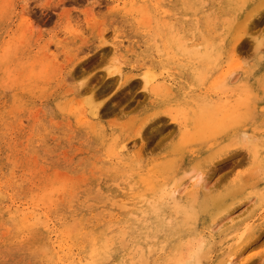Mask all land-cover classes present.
Masks as SVG:
<instances>
[{
  "label": "rangeland",
  "instance_id": "1",
  "mask_svg": "<svg viewBox=\"0 0 264 264\" xmlns=\"http://www.w3.org/2000/svg\"><path fill=\"white\" fill-rule=\"evenodd\" d=\"M181 1L0 0V264H46L55 258L56 241L68 240L66 235H78L86 264L85 256L92 241L102 233L108 240V249L99 264H139L141 257L147 259L141 264H184L206 240L210 253L205 264H216L235 246V240L245 229L255 236L264 231V176L253 179L257 183L246 191L249 198L233 207L245 208L244 203L250 199L242 215L246 218L238 223L237 230L218 233L213 230L209 234L208 223L201 220L192 236L166 242L159 226L153 236L149 217L140 222L134 215L131 199L140 191L138 175L161 161L167 147L181 133L180 125L171 122L167 111L172 109L173 114L182 117L187 109L183 104L159 102V96L150 93L151 86L163 82L160 74L163 63L170 69L173 90L193 96L214 92L212 79L200 86L189 82L185 85L188 72L160 52L159 39L165 23H176L178 31L187 32L205 24L203 17L195 20L190 16ZM218 1H207L204 12L207 18H217L218 14L212 10ZM228 15L225 10V16ZM100 30L105 41L98 37ZM257 34L264 39V24ZM118 38L123 40L124 48L134 51L130 56L132 63L134 57L141 59L139 63L144 62L140 68L130 70L125 61L116 63L126 75L117 81L116 76H104L103 67L113 62L107 57L82 77L70 76L79 63L98 56ZM247 42L246 37V49ZM254 60L252 56L248 60L249 70ZM263 63L264 60L255 76L263 73ZM144 68L155 72L149 85L151 90H141L138 82ZM93 76L99 78L97 90L109 83L118 88L117 98L112 99L115 111L94 121L92 130L78 122L76 105L73 104L76 111H71L72 104L67 98L70 90L79 87L80 79ZM243 76L234 81V88L242 83ZM112 96L103 106H110ZM141 97L143 102L132 111L131 105ZM260 105L262 111L256 124L264 130V101ZM148 116L152 117L148 122L155 129L149 133L148 143L159 132L171 128L173 132L164 137L154 152L139 159L135 150L116 155L122 140L130 142L137 138L133 136L136 132L133 120ZM205 147L201 146L195 157L193 153L187 155L182 169L189 168ZM245 152L243 148H235L230 154H235L234 158L243 157L241 169L247 170L249 159ZM260 156L264 157V152ZM119 203L121 207L117 208ZM7 208L20 213L27 225L40 222L44 229H28L29 226L22 229L16 219L3 213ZM261 243L245 250L239 262L249 258L247 263L261 259L259 264H264V241ZM146 246L153 251L147 252Z\"/></svg>",
  "mask_w": 264,
  "mask_h": 264
},
{
  "label": "bare ground",
  "instance_id": "2",
  "mask_svg": "<svg viewBox=\"0 0 264 264\" xmlns=\"http://www.w3.org/2000/svg\"><path fill=\"white\" fill-rule=\"evenodd\" d=\"M207 1H181L183 9L195 20L203 17L205 20L203 28L196 25V28L188 32L185 29L178 31L176 23H165L160 35L162 40L159 39L160 45L157 39L154 42L156 45H162L160 52L164 54L165 59L176 62L188 72L185 85L188 86L189 82L192 86H200L212 79L214 92L208 96H193L173 90L174 86L169 79L171 72L164 63L163 72L160 73L163 75L162 83L156 86L150 85L155 78V72L150 68L142 69L138 77L141 90H151L150 85L152 88L150 93L159 96V102H174L183 104V108H187L182 117L173 114L172 109L167 111L171 122L180 125L181 133L167 147L161 161L153 163L145 174L138 175L140 191L131 199L135 206L136 219L143 222L145 216L149 217L153 236L155 237V231H157L156 226H159L166 242H177L183 237L192 236L197 232V225L201 220L208 223L209 234L213 230H217V233L230 229L237 230L238 223L246 218L242 215L248 208L250 199L244 201L245 208L233 209V207L242 199L249 198L246 191L257 183L253 179L264 176V157L260 156L264 152V135L262 134L264 130H260L256 124L257 116L262 111L260 103L264 101V71L260 76L254 75L264 60V39L257 34L264 24L262 20L264 0H223L222 4H220L222 0H219L216 8L212 10L218 14L217 18H207L208 15H204ZM140 9L143 11L142 6ZM225 10L229 12L228 16H225ZM98 35L100 40L105 41L103 31L100 30ZM246 37L249 40L248 49L245 45ZM130 51L124 48L123 40L118 38L109 48L102 49L98 56L94 55L92 59L87 57L79 63L73 71L71 70L70 76L80 78L89 68L110 57L113 62L112 65L103 67L104 76H116L119 81L126 75L116 63L122 64L121 62L125 61L130 70L140 68L144 63H139L141 59L138 57H134L135 62L132 63L130 56L132 57L134 51ZM251 56L255 59V64L249 70L250 68L246 65ZM241 74L244 75V79L238 87L234 88L233 83ZM80 80L79 87L69 91L67 101L71 102L72 108L73 104L76 105L78 122L93 130L94 121L115 111L112 99L117 98L115 91L118 87L115 88L109 83L97 90L95 86L99 78L96 76ZM111 95L113 96L110 106H103ZM80 98H84L85 102ZM143 100L142 97L135 99L131 110L136 109ZM72 108L69 109L76 111ZM151 118L148 116L140 118L141 120L137 118L133 120V127L136 129L133 136L137 138H131V141L129 139L130 142L122 140L116 148L118 153L116 155L135 150V157L139 159L156 150L172 128L165 129V133L159 132L158 137L148 143L149 133L155 130L151 125L152 122H148ZM204 145L206 147L199 158L192 162L189 168L183 170L186 156L193 153L195 157L198 154L196 152H200L201 146ZM235 148H243L247 151L245 152L249 159L247 170L241 169L245 163L243 157L234 158L235 154H230ZM118 207L120 208L121 205ZM3 213L16 219L21 228L29 226L28 229H44L40 222L27 225L20 213L10 212L8 208ZM222 214L225 215L221 217ZM66 236L71 239V242L69 239L55 240L57 243V250L53 251L55 258L46 264H85L78 235ZM121 239L120 237L119 240ZM248 239L251 241L247 244ZM235 241V246L229 248L224 258L219 259L216 264L260 263L261 259L249 263H247L249 258L239 261L243 259L245 250L248 248L250 250V247L259 243L262 244L264 231L255 236L254 232H248L245 229ZM107 245L108 240L103 237V233L93 240L89 254L85 256L86 264H99V259L108 249ZM124 245L122 244V247ZM147 250L149 253L153 251L148 247ZM209 253L210 244L207 240L202 241L184 264H205ZM141 258V263L147 262L146 258Z\"/></svg>",
  "mask_w": 264,
  "mask_h": 264
}]
</instances>
